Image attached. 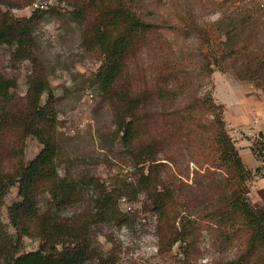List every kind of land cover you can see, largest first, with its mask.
Here are the masks:
<instances>
[{"label":"trees","instance_id":"1","mask_svg":"<svg viewBox=\"0 0 264 264\" xmlns=\"http://www.w3.org/2000/svg\"><path fill=\"white\" fill-rule=\"evenodd\" d=\"M236 1L222 0V5ZM31 2L0 0V51L8 53L12 69L23 61L31 65L23 96L16 79L0 71V211L11 187L19 198L7 207L13 235L0 214V264H95L92 229L129 222L121 198L130 204L142 198V207L156 215L159 251L181 248L175 264H197L200 222L220 246L238 241L237 252L223 264H264V206L250 204L246 185L261 168L252 173L243 166L225 128L223 105L201 92L208 63L183 65L157 25L138 14L130 0H69L68 14L83 47L100 62L93 83L110 110L121 161L132 180L109 189L94 175H60L55 97L35 39L42 14L11 12ZM255 24L250 13L239 23L218 22L224 37L214 40L211 65L264 91V43L257 51L248 39L237 47L241 34ZM193 31L199 40L200 30ZM165 42L169 52H162ZM28 137L41 148L25 163ZM250 151L264 162L262 134ZM183 158L194 166L190 184L177 168ZM43 196L48 198L44 209ZM68 209L74 212L65 216ZM25 237L38 240L35 251L22 253Z\"/></svg>","mask_w":264,"mask_h":264},{"label":"rangeland","instance_id":"2","mask_svg":"<svg viewBox=\"0 0 264 264\" xmlns=\"http://www.w3.org/2000/svg\"><path fill=\"white\" fill-rule=\"evenodd\" d=\"M68 1L32 0L31 5L11 12L15 17H29L34 12L42 14L35 28V39L55 97L60 175L68 172L75 178L87 173L112 189L123 180H132V171L121 161V149L118 137L114 136L110 110L93 83V74L100 62L83 47L80 30L68 14L71 11ZM130 3L138 14L157 25L162 41L170 42L183 65L189 67L203 59L208 63V71L203 72L205 80L201 92L223 105L225 128L243 166L252 173L261 168L246 185L250 204L263 207L264 162L252 155L250 147L259 134L264 138V91L253 83L241 82L230 74L221 73L211 64L216 50L214 40L224 37V33L219 31L220 21L226 23L232 19L239 23L240 18L250 13L256 23L254 30L247 28L241 34L237 47L243 44L240 41L248 39L254 51L261 48L264 43V0H237L227 6L222 5V0H130ZM193 30H200L199 40ZM165 51L169 52L166 42L162 47V52ZM0 56V71L16 79L18 95L23 96L27 89L26 78L31 72L30 63L23 61L12 69L8 53L2 49ZM45 99L46 95H43L41 103ZM40 148L34 138H26L23 149L25 163L32 160ZM186 159H180L177 168L188 176L186 180L182 179L183 182L190 184L194 166ZM17 200V189L11 187L0 211L1 220L11 235L14 231L9 225L7 207ZM47 200V196L39 199L42 209ZM141 201L139 198L137 203L130 204L124 198L119 200L120 210L129 215L127 225L119 228L109 224L92 229L89 243L96 251L95 264H175L181 258L178 244L170 250L159 251L157 217L142 207ZM72 212L74 210L68 209L64 215L69 216ZM199 224L195 241L197 264H223L237 252L238 241L220 246L217 244L219 239L216 243L213 234L206 229L207 225ZM22 242V253L35 251L39 244L38 240L26 237Z\"/></svg>","mask_w":264,"mask_h":264},{"label":"built area","instance_id":"3","mask_svg":"<svg viewBox=\"0 0 264 264\" xmlns=\"http://www.w3.org/2000/svg\"><path fill=\"white\" fill-rule=\"evenodd\" d=\"M35 7L37 8L38 6H37V5H35ZM40 8H42V6H40ZM263 110H264V105H263Z\"/></svg>","mask_w":264,"mask_h":264}]
</instances>
